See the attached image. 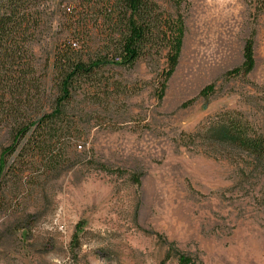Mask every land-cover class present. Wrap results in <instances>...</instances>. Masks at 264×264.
<instances>
[{
    "label": "rangeland",
    "instance_id": "obj_1",
    "mask_svg": "<svg viewBox=\"0 0 264 264\" xmlns=\"http://www.w3.org/2000/svg\"><path fill=\"white\" fill-rule=\"evenodd\" d=\"M29 1L0 50V155L31 99L54 109L58 54L99 64L7 156L0 264H264V156L207 131L229 111L264 134V0H157L184 24L168 77L163 36L120 62L115 0H32V42ZM253 31L254 68L231 71Z\"/></svg>",
    "mask_w": 264,
    "mask_h": 264
},
{
    "label": "trees",
    "instance_id": "obj_2",
    "mask_svg": "<svg viewBox=\"0 0 264 264\" xmlns=\"http://www.w3.org/2000/svg\"><path fill=\"white\" fill-rule=\"evenodd\" d=\"M117 14L124 17L125 27L121 32L117 50L120 62L132 64L146 53L153 40L163 36L168 46V68L166 76H170L175 70L183 43L184 24L178 17H170L161 9L157 0H115ZM29 0H0V50L10 48L20 39L21 32H25L23 23L29 20ZM39 23V13L31 0V42L35 35V29ZM255 32L247 38L244 45V60L240 66L231 71L249 73L255 66L254 38ZM28 39V38H27ZM76 42V41H73ZM72 42V43H73ZM31 49V72H35ZM62 55H57V68L60 71L59 95L56 105L51 112L38 116L40 112L38 104L41 98L31 99V116L27 120H21L14 134L13 141L6 145L0 155V172L4 171L7 164V156L16 151L19 138L31 134L32 127L36 128L46 119H52L63 110L65 104L72 95V85L77 75L89 74L93 71L98 61L86 62L82 60L62 61ZM69 61V62H68ZM36 88L40 82L35 79L31 82ZM213 88V84L206 86L203 91ZM37 117V118H36ZM208 137L226 142L246 149L256 157L264 156V134L251 128L248 121L242 119L239 113L227 111L214 120L208 128ZM2 206V178H0V208Z\"/></svg>",
    "mask_w": 264,
    "mask_h": 264
},
{
    "label": "built area",
    "instance_id": "obj_3",
    "mask_svg": "<svg viewBox=\"0 0 264 264\" xmlns=\"http://www.w3.org/2000/svg\"><path fill=\"white\" fill-rule=\"evenodd\" d=\"M73 44H74V45H76V44H77V42H73Z\"/></svg>",
    "mask_w": 264,
    "mask_h": 264
}]
</instances>
